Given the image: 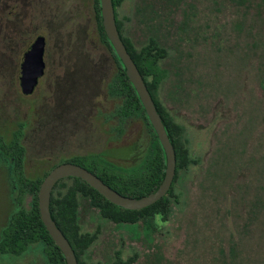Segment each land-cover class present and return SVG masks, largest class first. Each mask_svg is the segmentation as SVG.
Wrapping results in <instances>:
<instances>
[{"label": "rangeland", "instance_id": "obj_1", "mask_svg": "<svg viewBox=\"0 0 264 264\" xmlns=\"http://www.w3.org/2000/svg\"><path fill=\"white\" fill-rule=\"evenodd\" d=\"M90 1L0 0V140L8 143L24 126L29 178L88 153H101L126 175L143 167L150 138L142 120L130 117L118 134L116 119L104 115L117 103L106 92L114 65L98 41ZM117 13L134 43L153 35L168 49L159 97L184 127L197 163L173 216L149 229L115 225L82 201V228L99 226L88 254L104 262L119 251L136 255L133 264H264V0H123ZM39 35L45 72L23 95L19 63ZM2 151L13 152L0 147V234L13 201L30 203L23 187L12 193ZM44 261L39 242L19 255L0 251V264Z\"/></svg>", "mask_w": 264, "mask_h": 264}, {"label": "trees", "instance_id": "obj_2", "mask_svg": "<svg viewBox=\"0 0 264 264\" xmlns=\"http://www.w3.org/2000/svg\"><path fill=\"white\" fill-rule=\"evenodd\" d=\"M122 1L112 0L116 25L128 53L142 75L174 146L176 157L175 175L168 192L154 204L140 210H129L111 203L80 178L66 177L59 180L52 189L49 210L57 227L70 243L78 264H133L136 259V255L123 258L119 251H115L103 262L93 259L88 254L91 246L97 241L99 226L90 231L82 228L79 215L82 201H88L90 206L97 209L102 219L111 221L115 225L141 223L149 229L151 225L157 224L159 221L166 222L170 216H173L174 206L179 202L178 195L181 193L179 187H184L188 168L197 163V159L193 156L185 137L184 127L175 120L159 97V89L167 76L164 62L169 55V51L153 35H148L144 42L137 45L124 33L123 23L117 16V7ZM91 5L93 6L91 14L98 41L107 50L114 65V71L106 81V92L110 97L116 99L117 103L112 111L104 115L116 119V123L111 126V129L117 128L120 131L118 134H122L126 130L130 117L139 118L142 120L144 131H147L150 139L146 150L141 153L143 160L139 166L143 167L137 174L126 175L118 171V167L111 165L101 153L73 155L68 162L87 168L123 195L141 197L156 189L161 182L165 169L164 153L138 95L127 78L120 59L106 37L101 21L99 0H91ZM23 128L24 126L20 124V127L13 132L8 143L0 140V147H10L13 151L11 154L2 151L6 166L8 165V170L11 172L9 173L12 193L14 194L16 190L23 187L28 192L30 203L27 208H24L22 204H19V200L12 199L14 200L13 203H16L13 212L3 225L0 234V251L19 255L29 245L39 242L43 246L45 264H65L61 251L55 245L41 221L37 202L40 182L56 164L38 178H29L24 174V147L20 144ZM116 138L114 136V139ZM261 168V171H264V164ZM222 178H225V176H222ZM213 187L220 188L221 186Z\"/></svg>", "mask_w": 264, "mask_h": 264}, {"label": "water", "instance_id": "obj_3", "mask_svg": "<svg viewBox=\"0 0 264 264\" xmlns=\"http://www.w3.org/2000/svg\"><path fill=\"white\" fill-rule=\"evenodd\" d=\"M99 3L104 32L117 57L120 59L125 74L134 87L147 119L157 136L165 157V169L163 178L156 189L141 197H131L119 193L117 190L103 182L95 173L73 162H62L49 170L39 185L37 193L38 209L41 221L53 242L61 251L65 264L78 263L70 243L57 227L49 210L50 195L53 187L59 180L66 177L80 178L97 190L111 203L129 210H140L154 204L168 192L176 168L174 146L166 132L162 118L142 75L128 53L119 34L116 25L113 2L112 0H99ZM44 51L45 38L42 35H39L32 41L26 52L23 54L19 67V84L21 92L25 95L31 94L34 91L39 78L42 77L45 72Z\"/></svg>", "mask_w": 264, "mask_h": 264}, {"label": "flooded vegetation", "instance_id": "obj_4", "mask_svg": "<svg viewBox=\"0 0 264 264\" xmlns=\"http://www.w3.org/2000/svg\"><path fill=\"white\" fill-rule=\"evenodd\" d=\"M90 2H91V1H90ZM90 4H91V3H90ZM90 8H91V12H92V10H93V6L91 5ZM91 15H92V14H91ZM29 46H30V45H29ZM27 49H28V48H27ZM27 49H26V50H27ZM25 52H26V51H25ZM25 52H24V53H25ZM24 53H23V54H24ZM22 57H23V55L21 56V60H20V63H19V67H20V64H21V61H22ZM43 75H44V74H43ZM17 77H18V81H19V68H18V74H17ZM40 78H41V77H40ZM40 78H39V79H40ZM38 82H39V80H38ZM37 85H38V83H37ZM37 85H36V86H37ZM19 86H20V84H19ZM35 88H36V87H35ZM20 90H21V88H20ZM32 93H33V92H32ZM32 93H31V94H32ZM23 95H25V94H23ZM28 95H30V94H28Z\"/></svg>", "mask_w": 264, "mask_h": 264}]
</instances>
